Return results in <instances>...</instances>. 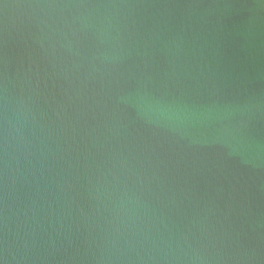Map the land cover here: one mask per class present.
Segmentation results:
<instances>
[{"label": "water", "instance_id": "95a60500", "mask_svg": "<svg viewBox=\"0 0 264 264\" xmlns=\"http://www.w3.org/2000/svg\"><path fill=\"white\" fill-rule=\"evenodd\" d=\"M0 264H264V0H0Z\"/></svg>", "mask_w": 264, "mask_h": 264}]
</instances>
